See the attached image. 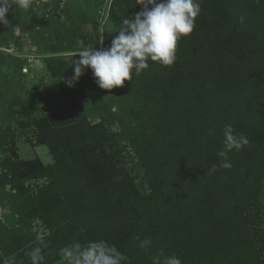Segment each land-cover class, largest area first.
<instances>
[{"label": "trees", "instance_id": "trees-1", "mask_svg": "<svg viewBox=\"0 0 264 264\" xmlns=\"http://www.w3.org/2000/svg\"><path fill=\"white\" fill-rule=\"evenodd\" d=\"M203 1L199 16L204 27L196 17L193 32L177 42L173 69L149 60L147 69L125 83L130 94L125 104L135 108L123 134L137 155L136 166L144 171L148 193L136 191L131 168L122 164L127 145L118 149L112 139L102 143L97 135L105 130L107 116H119L105 106L108 91L94 96L80 86L68 87L61 79L67 72L49 65L70 112L34 118L38 141L57 161L75 158L67 175L71 183L55 182L60 181L59 191L69 195L74 208L75 200L88 201L86 217L107 223L110 233L102 240L119 246L118 238H123L121 247L133 248L139 264L158 250L175 254L182 264H264V196L258 189L264 174V0H220L219 16L209 13L210 0ZM115 7L113 1L111 19ZM90 18L98 23V17ZM110 92L113 98L118 91ZM81 103L102 123L91 124ZM19 104L22 112L32 111L33 95L27 91ZM228 124L249 144L228 153L232 167L225 169L217 154ZM84 176L94 191L90 197L81 191L74 200L75 179ZM130 198L126 217L121 207ZM123 212L125 218L117 224L122 234H116L112 219ZM143 239L152 241L147 250L139 246ZM132 255L129 262L137 260Z\"/></svg>", "mask_w": 264, "mask_h": 264}, {"label": "rangeland", "instance_id": "rangeland-1", "mask_svg": "<svg viewBox=\"0 0 264 264\" xmlns=\"http://www.w3.org/2000/svg\"><path fill=\"white\" fill-rule=\"evenodd\" d=\"M113 1L116 2V15L111 19L109 10ZM197 1H201L200 4L203 2L202 7L206 5L203 0ZM210 1L213 5L208 9L209 13L217 16L221 1ZM254 1L257 3L260 0ZM140 2L29 0V8L16 10L13 5L6 17L9 23H0V262L15 257V264H31L26 253L32 247L41 246L43 264H67L59 255L62 247L74 242L83 246L89 241L102 240L105 233H110L105 221L86 217L88 210L91 212L88 201H82L81 197L80 201L75 200L81 191L82 197L84 194L90 197L94 191L90 178L84 176L80 180L79 177L75 179V208L69 195L59 191L60 181L63 185L71 183L67 175L74 167L75 158L72 155L65 157L64 154L67 160L57 161L48 147L38 141L34 118L43 113L70 112V105L57 89L49 65L67 72H62V80L70 78L73 75L70 59H78L75 56L70 58L66 53L76 52L82 45H94L97 49L110 46L111 40L118 35L115 30L120 27L122 19L128 16L134 18L142 10ZM199 15L197 24L204 27V18ZM91 16L98 17L97 24L91 20ZM101 29L105 32L99 35ZM101 35L104 37L103 45L98 43ZM168 68L173 69L172 65ZM125 83L127 80L123 86L114 87L118 92L109 98L112 92L97 86L89 68L74 87L80 86L89 94L93 91L94 96L97 92L105 96L108 91L104 98L105 106L110 105L119 116L117 119L107 116L103 120L105 130L97 135L102 143L112 139L111 142L118 149L127 145V149L122 151V164L131 168L136 191L146 194L149 185L144 171L136 166L137 155L123 134L124 128L132 120L131 109L135 108L133 104H125L130 96ZM27 91L33 95L36 109L31 107L32 111L28 109L29 112H22L19 98H26ZM80 107L91 124L102 123L99 116L91 115V108L86 103H81ZM260 140L264 143V133ZM258 182L260 196H264V174ZM132 200L130 198L125 203V208L121 207V210L126 211V217L132 210ZM114 216L111 227L116 230V234H122L117 229L125 218V212ZM122 240L118 238L117 249L129 258L134 253L132 257L137 258L131 259L132 262L128 259L126 264H139V255L133 248H122ZM152 256L149 255L144 263L152 264Z\"/></svg>", "mask_w": 264, "mask_h": 264}, {"label": "clouds", "instance_id": "clouds-1", "mask_svg": "<svg viewBox=\"0 0 264 264\" xmlns=\"http://www.w3.org/2000/svg\"><path fill=\"white\" fill-rule=\"evenodd\" d=\"M139 4L143 5L142 10L134 18L128 16L122 19L120 27L115 30L118 35L111 40L110 46L97 49L94 45H88L76 52L66 53L70 58L79 56L78 60L70 59L73 75L64 81L68 87H74L89 68L97 86L111 90L123 86L126 80L132 79L133 74H141L149 67V60L163 66L174 64L177 42L193 32L196 17L201 11L200 3L197 0H141ZM13 5L16 10L30 6L29 0H0V23H9L6 17ZM243 19L240 18L241 23ZM104 32L101 29L99 35ZM98 43L104 44L102 35ZM211 132L210 129L209 134ZM223 137V147L217 154L223 158L219 166L230 169L232 164L228 160V153L240 151L249 141L244 135L234 134L230 124L223 128ZM215 170L216 165H213L211 171ZM151 244V239H143L139 246L147 250ZM42 252L41 246H35L26 255L31 264H43ZM59 255L67 264H126L128 261L125 254L105 240L89 241L83 246L74 242L62 247ZM0 264H15V257L4 259ZM152 264H182V261L175 254L169 256L163 250H158L152 256Z\"/></svg>", "mask_w": 264, "mask_h": 264}, {"label": "water", "instance_id": "water-1", "mask_svg": "<svg viewBox=\"0 0 264 264\" xmlns=\"http://www.w3.org/2000/svg\"><path fill=\"white\" fill-rule=\"evenodd\" d=\"M75 58H76V59H79V56L77 55V56H75Z\"/></svg>", "mask_w": 264, "mask_h": 264}]
</instances>
